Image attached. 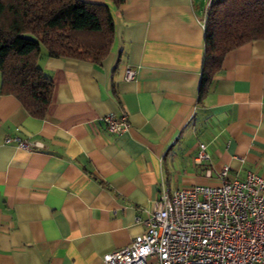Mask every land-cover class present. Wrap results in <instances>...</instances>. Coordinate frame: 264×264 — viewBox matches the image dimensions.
Masks as SVG:
<instances>
[{
    "label": "crops",
    "instance_id": "1",
    "mask_svg": "<svg viewBox=\"0 0 264 264\" xmlns=\"http://www.w3.org/2000/svg\"><path fill=\"white\" fill-rule=\"evenodd\" d=\"M81 1L109 9L108 55L42 56L53 92L41 119L0 94V264H103L145 230L162 187L216 186L224 167L264 177V39L225 56L200 106L207 0ZM110 113L130 129L108 132ZM199 143L209 159L196 163Z\"/></svg>",
    "mask_w": 264,
    "mask_h": 264
},
{
    "label": "trees",
    "instance_id": "2",
    "mask_svg": "<svg viewBox=\"0 0 264 264\" xmlns=\"http://www.w3.org/2000/svg\"><path fill=\"white\" fill-rule=\"evenodd\" d=\"M119 7L127 0H109ZM197 104L202 105L225 56L264 39V0H211ZM113 20L104 4L81 0H0V94L16 97L33 117L43 118L53 83L42 56L101 62L113 41Z\"/></svg>",
    "mask_w": 264,
    "mask_h": 264
},
{
    "label": "built area",
    "instance_id": "3",
    "mask_svg": "<svg viewBox=\"0 0 264 264\" xmlns=\"http://www.w3.org/2000/svg\"><path fill=\"white\" fill-rule=\"evenodd\" d=\"M207 0L200 22L205 21ZM127 67L125 80L135 77ZM106 130L126 133V113L101 117ZM33 151L38 144L20 137H4ZM209 159L207 146L199 143L194 162ZM216 186L193 185L169 191L162 187L145 230L132 241L102 257L103 264H264V177L247 173L242 180L220 171Z\"/></svg>",
    "mask_w": 264,
    "mask_h": 264
}]
</instances>
